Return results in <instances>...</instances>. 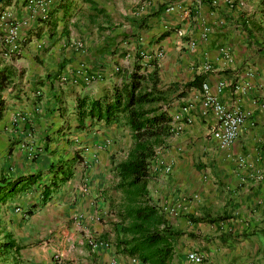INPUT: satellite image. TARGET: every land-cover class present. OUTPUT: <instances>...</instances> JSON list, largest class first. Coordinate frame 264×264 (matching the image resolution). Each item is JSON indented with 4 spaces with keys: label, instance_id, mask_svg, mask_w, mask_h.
<instances>
[{
    "label": "crops",
    "instance_id": "obj_1",
    "mask_svg": "<svg viewBox=\"0 0 264 264\" xmlns=\"http://www.w3.org/2000/svg\"><path fill=\"white\" fill-rule=\"evenodd\" d=\"M26 1L0 4L19 23L21 39L17 58H0V71L11 74L1 93L0 182L15 180L0 195V226L23 247L21 259L32 264L43 257L34 250L37 242L54 251L94 237L112 242L114 251L100 248L111 263L140 264L119 257L115 231L128 223V207H151L179 233L169 264H189L188 252L202 264H264V0H54L45 21L25 10ZM77 41L82 49L74 48ZM135 55H143L139 73L156 78L164 92L161 110L172 133L150 162L143 191L128 203L114 174L132 145L124 116L80 130L74 106L81 97L111 98ZM81 63L88 83L77 73ZM218 82L224 84L219 93ZM202 83L227 108L246 114L225 150L210 137L214 119L200 107ZM149 88L147 79L142 89ZM183 116L189 123L179 121ZM74 155L80 161L71 163V177L41 205L49 166ZM159 162L169 166L167 175ZM38 172L32 185L19 181ZM168 206L177 207L176 219L165 213Z\"/></svg>",
    "mask_w": 264,
    "mask_h": 264
},
{
    "label": "trees",
    "instance_id": "obj_2",
    "mask_svg": "<svg viewBox=\"0 0 264 264\" xmlns=\"http://www.w3.org/2000/svg\"><path fill=\"white\" fill-rule=\"evenodd\" d=\"M141 58V55H135V61L126 82L121 87L113 89L111 98L81 97L76 100L74 106L76 127L80 130L99 122L109 126L117 122L119 116H124L132 145L124 160L114 165V174L120 180L117 187L126 190L124 196L128 203H135L137 196L143 191V183L149 174V164L157 158V153L165 148V139L172 133L171 118L161 110L164 92L156 88V78L153 76L148 78L139 73L142 67L139 64ZM148 64L155 65V62L151 59L148 60ZM10 75L8 71H0V120L5 110L1 93L6 89ZM147 79L151 83V88L145 91L142 89V83ZM195 79L186 83L184 87H191ZM182 96L177 95V97ZM86 120L89 122L88 127L84 124ZM179 121H185V118L182 117ZM77 161H80V158L74 155L70 160L60 159L49 166L46 173L51 174V178L48 184L42 187L41 205H44L51 194L71 177L70 165ZM40 178L41 173L38 172L27 175L19 181L32 185ZM14 183L15 180L0 182V195L9 193ZM28 213L27 211L26 214ZM123 218L127 219L128 223L115 231L114 243L117 252L140 264H169L173 255L172 240L179 233L171 230L151 207H128ZM9 237L5 235V238L0 241V256L16 254L23 249ZM16 258L14 256L10 264H21L20 261H16ZM18 259L20 260L21 257Z\"/></svg>",
    "mask_w": 264,
    "mask_h": 264
},
{
    "label": "built area",
    "instance_id": "obj_3",
    "mask_svg": "<svg viewBox=\"0 0 264 264\" xmlns=\"http://www.w3.org/2000/svg\"><path fill=\"white\" fill-rule=\"evenodd\" d=\"M53 2L54 0H27L25 3V10L27 12L36 13L41 21H45L48 16L47 13L49 6ZM5 8L0 10V58L13 60L17 58L21 52V39L19 35L20 25L10 16V13L8 10H5ZM74 48L82 49V45L75 44ZM222 55L225 58L228 57L226 52H222ZM156 57H160V54H157ZM83 69L84 65L81 63L78 66L77 73L80 74V77L85 83H88L91 77L87 75ZM117 70V68L114 69V71ZM204 70L208 71L209 66L206 65ZM65 79L66 76H63V81ZM223 87V82H218L216 84L217 93H219ZM200 107L202 108L203 112H209L214 119V125L210 131V137L216 143L217 148L219 150L227 149L237 139L239 130L243 124L246 114L239 109L227 108L219 99H217L216 96L210 92L209 86L206 83H202L200 85ZM185 121L186 123H189V118H186V116ZM179 129V126L175 127L177 132ZM19 148L25 150L31 156L34 155L28 144L21 143ZM158 165L164 174L169 173L170 168L168 165H164L162 162H159ZM256 179H261V174L259 172L256 173ZM88 244L93 250L98 247L105 248L107 246L103 242L95 243L88 241ZM186 260L189 264H202L201 256L194 252H188L186 254Z\"/></svg>",
    "mask_w": 264,
    "mask_h": 264
},
{
    "label": "rangeland",
    "instance_id": "obj_4",
    "mask_svg": "<svg viewBox=\"0 0 264 264\" xmlns=\"http://www.w3.org/2000/svg\"><path fill=\"white\" fill-rule=\"evenodd\" d=\"M4 1L5 0H3L2 2H4ZM75 44H81L82 45V43L79 41L74 42L73 46H75ZM167 174L168 173H165V175H167ZM0 208H1V205H0ZM165 213L168 216L176 219L177 207L176 206L165 207ZM2 233H3L2 228L0 226V241L5 238V236H3ZM86 239L85 240L81 239L80 244L74 243L72 245V247L70 246V243H69V245H66L65 247H59L58 249H55L56 251L55 250L49 251V250H46L45 248L42 249L40 247L41 245L37 242L34 245V247H35L34 250H37L39 256L40 255L43 256V257L40 256V259L37 260V263L48 264V262H53L54 264H94L93 261L95 259L97 260V258L101 257L99 262L97 261V264H115L114 262L111 263V260H109L110 257H107V255H106L107 250H108V252L114 251V247H113L111 241H108V239L98 240V239H95L94 237H88ZM88 241L95 242V243H100V242L105 243L107 246L103 249H106V251H104L103 249H100L101 247H98L94 250L91 249L89 244H88ZM108 244L110 247L108 246ZM61 251H64L66 253V255L61 256V254H60ZM100 254H101V256H100ZM114 254H117V253L114 252ZM118 255H119V257L124 258L120 254H118ZM14 256L17 257L16 261H20L21 264H27V262L25 260H23V259L19 260L18 259V258L22 257L20 251H18L16 254L10 253V254H4V255L0 256V264H10L12 259L14 258ZM47 256H49V260H48ZM27 258L31 259L32 257L31 258L27 257ZM31 260L33 261V259H31ZM101 260H102V262H101ZM127 261L125 259H123L121 264H134V263H130ZM37 263L33 262L32 264H37Z\"/></svg>",
    "mask_w": 264,
    "mask_h": 264
},
{
    "label": "water",
    "instance_id": "obj_5",
    "mask_svg": "<svg viewBox=\"0 0 264 264\" xmlns=\"http://www.w3.org/2000/svg\"><path fill=\"white\" fill-rule=\"evenodd\" d=\"M2 2V0H0V3Z\"/></svg>",
    "mask_w": 264,
    "mask_h": 264
}]
</instances>
